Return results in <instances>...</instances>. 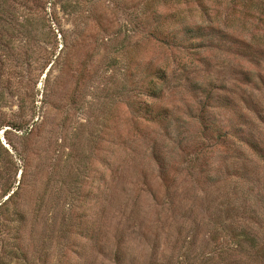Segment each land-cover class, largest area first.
<instances>
[{
	"label": "rangeland",
	"instance_id": "rangeland-1",
	"mask_svg": "<svg viewBox=\"0 0 264 264\" xmlns=\"http://www.w3.org/2000/svg\"><path fill=\"white\" fill-rule=\"evenodd\" d=\"M45 1L0 0V202L20 188L0 264H264V54L247 47L264 11L176 49L151 31L190 18L183 5L68 0L56 24ZM217 1L223 19L233 0ZM63 47L66 70L50 72Z\"/></svg>",
	"mask_w": 264,
	"mask_h": 264
},
{
	"label": "trees",
	"instance_id": "trees-1",
	"mask_svg": "<svg viewBox=\"0 0 264 264\" xmlns=\"http://www.w3.org/2000/svg\"><path fill=\"white\" fill-rule=\"evenodd\" d=\"M52 1V2H51ZM68 0H46L43 4V16H45L42 20L43 21H50V18L48 17V12L46 10V6L48 4H51L53 7L52 9V17L53 21L56 24L60 23V16L59 12L65 11L67 9V6H65L64 2ZM170 2H174L176 5H183L186 10L187 8H190L191 10H188L189 13H191L190 18H186L179 22H171V23H158L156 24V27L154 30L151 31V35L155 38V40L165 46L168 47H174L176 49H186L192 47L193 49H197L200 47H203V41H207L211 45H214V41L216 38H219L221 40H226L227 38V31L231 28H235L234 26H237L240 24L239 28L245 27L247 29V23L251 21V19L258 20L259 17L263 14L264 11V0H233L232 2H229L226 5V14L223 15L224 18H222V12L220 9H209L206 8V0H169ZM210 2H214V4H221L217 0H209ZM192 5H194V8H192ZM212 5V4H211ZM240 6V10L236 9V6ZM45 6V7H44ZM211 7V6H210ZM197 10V14L194 12ZM253 12V13H252ZM29 22V21H28ZM27 22V23H28ZM26 23V24H27ZM253 28L254 24H253ZM168 31V33L166 32ZM164 33H167V35H164ZM22 35V32H21ZM161 37H160V36ZM247 43H248V51L249 55L253 58L260 57V55H263L264 52L262 51V42H264V36L258 34L255 32V30L251 29V31L247 30ZM22 42V41H21ZM260 44V45H259ZM65 47L62 48L61 53L58 57H56L55 54H52L50 56L55 58L56 60L52 62L51 64V70L54 67L60 66V70H66V60L64 61L63 58H61L62 52L64 51ZM49 54V53H48ZM12 57V54L10 55ZM18 57V55H17ZM16 58V56H15ZM49 57H47V54L43 56L42 62L45 61V64L49 62ZM51 58V59H53ZM49 72V74H50ZM48 74V77H49ZM168 73L166 71H156L154 73L152 80L150 81V88L148 93L154 96L160 97L162 92L164 91V85L168 84ZM255 83V80H252ZM253 83V82H250ZM264 83V79H258V84L261 85ZM196 85H199L196 83ZM249 100V99H248ZM247 100V101H248ZM165 109V108H164ZM167 111V109H165ZM149 123L153 124H169L172 126L173 121L166 119V118H158V119H152L148 120ZM16 122L15 124H8L9 127L12 129L18 130L21 126ZM213 133H217L219 135V139H227L228 133H224L221 126L218 128L217 124H213L212 128ZM230 134L233 137H239L233 134H242V128H229ZM240 131V133H238ZM174 134L170 133L171 136L175 135V138L179 139L177 142H179V145L181 144V137L177 134V132L173 131ZM177 134V135H176ZM217 134H215L217 136ZM223 134V135H222ZM168 135V134H167ZM183 140V138H182ZM184 141V140H183ZM182 141V142H183ZM247 144L252 148H257L258 145L252 141L247 140ZM241 142L243 145H245V141L241 139ZM253 150V149H252ZM254 151V150H253ZM261 153V152H260ZM155 158L158 162V157L155 154ZM24 173L22 174V176ZM168 184H170L169 179L165 180ZM22 184V181L20 183V186ZM6 185V189L4 192V198L7 197L6 200H1L0 202V216L2 217L3 214L9 213V208L12 206L15 202V199L19 196V189H14V187H10V185L4 184V187ZM19 211V210H18ZM20 213V212H19ZM22 214V213H20Z\"/></svg>",
	"mask_w": 264,
	"mask_h": 264
}]
</instances>
